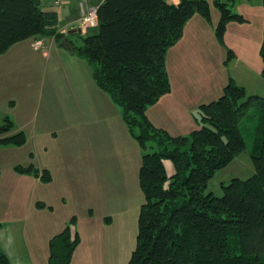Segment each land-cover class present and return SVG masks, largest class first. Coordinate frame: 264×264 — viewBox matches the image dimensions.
Wrapping results in <instances>:
<instances>
[{
	"label": "rangeland",
	"instance_id": "374dc122",
	"mask_svg": "<svg viewBox=\"0 0 264 264\" xmlns=\"http://www.w3.org/2000/svg\"><path fill=\"white\" fill-rule=\"evenodd\" d=\"M208 1L209 15L197 13L184 28L181 41L168 50L166 63L174 97L179 89L177 97H185V103L191 99L209 102L219 98L230 76L249 91L264 94V79L257 70L247 72L242 64L263 65L264 0ZM219 3L243 16L228 18L222 35L218 34L223 15ZM70 36L81 43L77 34ZM40 38H28L0 54V119L13 121L8 135L23 132L26 136L21 146L0 143V241L4 243L0 251L27 250L17 264H51L50 239L70 226L80 236L70 264H129L144 200L140 166L144 153L154 147L145 150L141 146L136 137L139 128L131 129L123 107L98 86L93 66L85 57L61 47L67 56L59 59L41 45ZM220 47L228 58L237 55L231 64L214 63ZM182 81L198 86L187 94ZM169 99L164 95L147 113L171 135L190 134L195 126L186 110L179 101L171 104ZM257 124L251 116L242 120L247 149L217 171L207 191L221 196L223 183L253 174ZM30 157L49 169H41L44 184L21 175L39 168L36 162L34 169L28 168ZM170 162L169 171L173 169ZM15 170L21 172L19 176ZM20 220L28 222L27 230L11 227ZM7 234L16 245L5 244Z\"/></svg>",
	"mask_w": 264,
	"mask_h": 264
},
{
	"label": "trees",
	"instance_id": "16d2710c",
	"mask_svg": "<svg viewBox=\"0 0 264 264\" xmlns=\"http://www.w3.org/2000/svg\"><path fill=\"white\" fill-rule=\"evenodd\" d=\"M218 5L222 35L228 18L243 16ZM197 13L209 15L208 0H104L95 30L74 48L92 64L98 86L123 107L131 129L139 128L141 146L154 147L140 166L144 200L129 264H264V97L231 78L219 98L200 105L199 125L188 135H171L147 115L171 90L168 50ZM51 36L66 38L56 10L44 9L41 0H0V54ZM261 56L264 62V39ZM248 116L258 123L254 172L223 183L217 196L207 191L209 182L247 149L241 122ZM12 128L9 117L0 119V143L25 144L23 132L8 135ZM79 243L78 233L65 227L50 239V263L70 264ZM0 264H11L6 254Z\"/></svg>",
	"mask_w": 264,
	"mask_h": 264
},
{
	"label": "crops",
	"instance_id": "0c3cea01",
	"mask_svg": "<svg viewBox=\"0 0 264 264\" xmlns=\"http://www.w3.org/2000/svg\"><path fill=\"white\" fill-rule=\"evenodd\" d=\"M80 1L81 0H61V1L58 0V2H56L54 0H41V6L44 9L56 10L57 11V13L59 15L60 31L66 34L65 37L68 39L69 43L73 44L74 48L76 47L75 49H77V47H79L82 44L83 37H85L86 35L90 34L92 31L95 30V28L83 27V16H82V12H81V9H80V4H79ZM85 1H86L87 5H97V6H99L104 0H85ZM175 3H177V2H175ZM198 16H199V14H196L195 16H193V18L191 20H189V22L186 24V26ZM72 34H75V35L77 34L78 38H80V40H81V43L76 44V42H74V40L70 36ZM184 34H185V32L183 33V36H184ZM182 38L183 37H181L176 42V44L173 45L170 49L175 48V46L181 41ZM36 39L37 38H35V40ZM40 39H41V43H42L41 45L43 47H45L50 53L52 52L55 56L59 57V59H64V57L67 56L66 53L61 51L62 49L60 50L61 42H58L54 36L41 37ZM263 39H262V43H263ZM23 42H25V41H21V42L15 44V45H13L12 47L13 48H15L14 46L18 47ZM262 43H261V47H262ZM31 44H32V42H31ZM30 46H33V44L30 45ZM217 51H218V54H217V57L215 55V58H214L215 62L214 63H223L224 62L226 65H229L236 59V56H237L236 54H235V57L232 58V59L228 58V56H225L224 54H222V52H221L222 48L221 47H220L219 50L217 49ZM75 52H76L75 50L73 52L70 51V53L72 55L73 54H78L79 56H81L78 52H76V53ZM227 58H228V60H227ZM242 64H243L244 69H246L247 72H249L251 74H254L255 70H257L256 74L264 79V77L262 76V70H263V67H264V62H263L262 66H261V64H259L258 66H255V67L253 65H251V64H248L247 62H242ZM169 77H170V73H169ZM229 78H230L229 79V81H230L231 80V76ZM233 79L237 83H239L238 80L235 77H233ZM170 81H171V90L168 93H166L171 98V99H169L170 103L172 104V102L175 103L176 101H179L180 104L182 105V108L186 110V112L188 114L186 116L189 117V122L192 123V127H194V126H195V128L198 127L199 124H198V121H197V117H198L197 113L199 115V107H200V105L204 104V103H209V102H211L213 100H216L217 98H211V101H209V102H197V100L191 99L190 101H194L195 102V105L191 106V104H189L190 101H189V103H185L184 102L185 99H186L185 97H183L181 95H180V97H177L179 95L178 94L179 89L177 91L176 96L174 97V83L172 82V78L171 77H170ZM182 82L183 83H182L181 87L185 86V84H186V81H182ZM193 82L194 81H192L191 83L187 82V84H186L187 85V89H188L187 94L190 93V92H193L192 88L194 86H196V85L198 86V84L193 83ZM228 82H225L223 84L222 91L224 90V87L226 86V84ZM240 84L245 86L249 93H251V94H259V95L264 97V94H262V93L255 92V91H249L248 90V86H246L244 83L240 82ZM200 89H202V88H199V91H200ZM222 91L219 94L220 96L223 94ZM192 95L193 94H191L189 97H192ZM147 115H148L150 121L156 127L161 128V129H165L166 131H168L165 128V126H163V124H159L158 122L153 120L152 116H150L148 113H147ZM195 128H192L191 132ZM177 133H180V134L183 133L184 134V132H177ZM35 162H36V164H35ZM32 163H34L36 166L39 167V168L36 169V172H34V170H31L30 173H21V172H18V171L15 170V173H17L18 176L21 173V175H23L24 178H26V179L31 178V180L33 182H35L37 185L44 184L43 181H41L42 178H41L40 174H42V170H47V169L44 168V164L38 162L35 158L30 157L29 160L26 162V165L29 167V166H32ZM12 165L14 166V164H12ZM33 169H34V167H33ZM53 173H54V170H53ZM98 175H100L99 171H98ZM99 180L101 181V179H99ZM44 207H45V205H44ZM11 227L12 228H18V229L27 230L28 222L26 220H20L15 225H11ZM61 231H62V229H61ZM76 232H78V231H76ZM55 234H57V232H55L53 235L55 236ZM7 235H5V239H4L5 240V244L6 245H16V242L14 241V238L12 236H10V235H8L9 236L8 237ZM26 236H27V234H26ZM10 237H12V238H10ZM50 238H51V236H50ZM23 239H24V235L21 236V241H23ZM82 242H83V240H82ZM82 242H81V244H82ZM3 244H4L3 241H0V245H3ZM26 251L27 250H23L21 248V249L15 250V252L11 254L8 250H3V251L1 250L0 254H6L9 257V259H10L12 264H17L16 262H19L21 258H23L24 256H27V252Z\"/></svg>",
	"mask_w": 264,
	"mask_h": 264
},
{
	"label": "built area",
	"instance_id": "2783aa9c",
	"mask_svg": "<svg viewBox=\"0 0 264 264\" xmlns=\"http://www.w3.org/2000/svg\"><path fill=\"white\" fill-rule=\"evenodd\" d=\"M54 1L58 2V0ZM79 4L83 16V26L86 28L96 27L98 25V6L87 5L85 0H81Z\"/></svg>",
	"mask_w": 264,
	"mask_h": 264
},
{
	"label": "water",
	"instance_id": "95a60500",
	"mask_svg": "<svg viewBox=\"0 0 264 264\" xmlns=\"http://www.w3.org/2000/svg\"><path fill=\"white\" fill-rule=\"evenodd\" d=\"M60 46L66 48V49H69L71 51H74L73 44L69 43L67 38L63 39V41L61 42Z\"/></svg>",
	"mask_w": 264,
	"mask_h": 264
},
{
	"label": "bare ground",
	"instance_id": "6f19581e",
	"mask_svg": "<svg viewBox=\"0 0 264 264\" xmlns=\"http://www.w3.org/2000/svg\"><path fill=\"white\" fill-rule=\"evenodd\" d=\"M12 264V263H11Z\"/></svg>",
	"mask_w": 264,
	"mask_h": 264
}]
</instances>
